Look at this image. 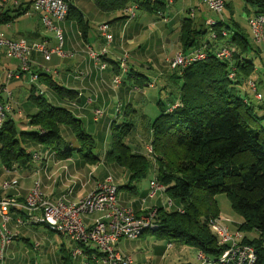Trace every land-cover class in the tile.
Returning <instances> with one entry per match:
<instances>
[{
  "label": "crops",
  "instance_id": "obj_1",
  "mask_svg": "<svg viewBox=\"0 0 264 264\" xmlns=\"http://www.w3.org/2000/svg\"><path fill=\"white\" fill-rule=\"evenodd\" d=\"M14 1L19 5H14ZM32 2L33 0H9L8 4L2 8L0 33L4 34L7 39L24 40L29 45L44 41L49 48L53 49L58 45V41L54 33L46 32L37 14L29 13ZM130 2L129 0H73L68 18L58 24L63 36L62 51L64 53L74 52L72 57H59L53 54L46 61L43 56L35 53L30 60V71L22 74L18 80L6 78L8 72L18 70L17 61L9 60L3 53H0V61L5 60L4 68L0 71V99L8 106L7 118L15 124L16 128L36 130L27 125L29 117L37 112L34 103L29 99L31 88L34 87L36 93L43 94L50 103L68 110L81 121L85 131L94 140H102L103 143L101 148L96 149L98 160L93 164H88L76 155L65 159L46 144L23 143L24 150L30 153L25 164L11 163L8 165L2 163L0 159V198L4 196V198H15L17 194L18 197L15 199L22 203L35 182H38L41 192L51 202L61 198L66 204L75 203L85 195L92 193L98 184L110 179L118 189V206L134 214H143L153 207L163 206V197L159 194L154 198L148 197L149 182L154 176L153 169L147 172L148 180L146 176L132 181L128 169L106 160L110 149L111 124L117 120L118 123L134 124V129H137L138 133L127 142L132 152L144 154L152 138L150 125L156 116L154 115L149 120L145 111L150 106H154L159 111L158 103L162 100L160 97L151 98L150 94L143 90H158L159 96L164 91L166 100L169 102L174 100L177 103L178 82L174 83L171 76H180L181 69L172 70L168 61L178 52L193 51L205 44L207 39H214V36L209 34L198 42L199 46L192 48L183 47L181 42L182 35L191 29L190 25L194 29L206 30L209 27L208 22L216 21V19L210 16L211 10L201 0H162L163 6L158 13H150L137 7L135 17L130 19L126 11V8H131L130 6L134 4ZM224 3L226 15H222L223 21L237 22L250 35L249 28L234 19L231 1L229 3L224 1ZM26 9L29 10V14H19V10L23 12ZM247 10L245 14L248 19L256 9L251 8L248 13ZM25 17L34 20H32L34 23L32 29L23 31V26L20 29L14 27L16 21ZM90 24L95 27V32L97 29V37L95 36L92 41L86 35ZM102 24L108 25L109 33L112 35V41L109 44L98 32V27ZM43 30L46 36L41 35ZM224 35L227 33L225 32ZM250 45L253 49H259L258 47L261 46L253 40L250 41ZM217 47L222 46L217 45ZM89 48L93 52L107 50L104 70H100L99 66L89 57ZM84 49L85 53L82 52ZM254 56L257 58V55ZM125 57L127 59L123 61ZM32 74H38L42 79L38 77L33 79ZM116 75L120 76L122 83L116 90H113L111 83ZM49 79L65 90L71 91L73 96L71 98L59 97L47 85ZM172 88L174 96L168 98V94H172ZM96 110H101L103 113L97 122L93 119ZM116 115L120 117L116 119ZM61 133L64 138L68 140L71 138L67 128L61 127ZM36 153L41 157L40 161L33 160L32 156ZM94 168L98 171L99 177H93ZM4 181L9 182L5 183L8 184L5 189L4 184L1 187ZM62 188L65 190L60 192ZM148 202L150 206L146 208ZM98 214L100 215L98 220H104L103 212H95L82 217L84 225L90 227L96 220L88 216ZM35 215L40 217L38 212ZM18 220L22 223H17ZM40 227L46 231H44L45 234L42 233L40 239H50L52 235H57L59 236L57 241L54 243L47 241L48 243L44 246L40 241H32L30 234L34 236ZM7 229L15 239L2 250L3 264H33L31 255L40 259L39 264H98L92 259L96 253L94 246L88 244L79 248L76 242L49 231L44 225L28 221L22 211L13 210L11 212ZM133 241L139 244V240ZM67 242L70 244L69 248ZM121 242L116 246L117 251L132 258L131 255L124 254L125 251H121ZM175 245L179 248L174 250L176 252L174 260L182 262L184 251L182 248L185 246L181 243ZM175 245L164 241V247L161 242L156 243L154 247H157L158 252L164 248L162 251L164 255L165 252L175 249ZM76 249H79L81 253L73 255ZM132 262L135 264L133 258Z\"/></svg>",
  "mask_w": 264,
  "mask_h": 264
},
{
  "label": "trees",
  "instance_id": "obj_2",
  "mask_svg": "<svg viewBox=\"0 0 264 264\" xmlns=\"http://www.w3.org/2000/svg\"><path fill=\"white\" fill-rule=\"evenodd\" d=\"M129 1L134 3L130 7H138L150 13H158L163 6L162 0ZM244 2L256 9L252 15H264V0ZM70 7L71 4L66 18ZM19 12L22 14L20 10ZM190 27L182 35L183 47L199 46L198 42L209 34L214 39H207L199 47L206 54L205 60L182 69L180 76H171L172 81L179 82L177 103L173 99L171 102L166 100L158 103L159 116L150 125L152 138L148 145L154 154L160 149L161 155L167 157L170 146L180 150L182 157L169 170L163 164V156L159 155L157 159L153 156L152 160L147 150L144 154L132 152L127 140L134 124L118 123L117 120L111 124L110 149L106 160L128 169L132 181L145 178L147 172L153 169V178L163 188V191L157 193L163 197V206L153 207L145 212L157 210L154 227L146 230L144 234L152 233L168 243H181L186 248L202 252L211 260H217L224 247L218 244L216 236L212 234L210 222L214 218L213 211L216 209V213L218 212L215 196L224 194L235 212L243 217L239 229H250L258 235L253 241L238 235L237 243L253 247L255 259L252 264H264L262 51L260 47H251L250 40L254 41L251 31L249 35L237 22L215 21V25L207 27L206 30L194 29L191 25ZM217 45L222 47L218 48ZM223 47L231 50L230 59L222 60L217 57V51ZM38 78L42 79L39 75ZM120 80L122 83L121 78ZM250 82L257 85L256 90L261 94V100L254 101L249 97L247 87ZM47 85L59 97L73 96L71 91L65 90L51 79ZM29 99L34 103L37 112L29 117L27 125L36 130L16 128L6 114L0 132L2 163L25 164L30 157V153L23 148V143L26 142L46 144L65 159L76 155L88 164L98 160L94 139L85 131L80 120L68 110L50 103L43 94L36 93L34 87L31 88ZM0 102L6 105L1 99ZM115 117L118 119L120 116ZM61 127L69 131V140L62 135ZM164 145L167 150L163 148ZM168 201L170 206L167 205ZM202 204L207 208L204 213ZM24 217L30 219L29 216ZM37 224L48 228L45 224ZM48 230L53 232L50 228Z\"/></svg>",
  "mask_w": 264,
  "mask_h": 264
},
{
  "label": "built area",
  "instance_id": "obj_3",
  "mask_svg": "<svg viewBox=\"0 0 264 264\" xmlns=\"http://www.w3.org/2000/svg\"><path fill=\"white\" fill-rule=\"evenodd\" d=\"M72 1L33 0L31 11L24 10L25 14L28 12L37 14L43 28L48 32L54 33L58 45L53 49L49 48L44 41L29 45L24 40L7 39L4 34L0 33V53L19 62L17 71L6 74L8 80H18L22 74L29 72L30 60L35 53L43 56V59L46 61L53 54L59 57H72V53L67 54L62 51L63 36L58 27L59 23L66 20L69 5ZM8 2L9 0H0V18L2 16V8ZM201 2L212 12L222 16L225 8L223 0H201ZM14 5L18 6L19 4L14 1ZM135 9V7H131L126 10L130 19L135 17ZM23 12L21 11V13ZM247 23L254 41L264 45V15H251L247 19ZM214 25L215 21L208 22L210 28ZM98 32L107 44L111 43L112 35L109 33L107 24L100 25ZM106 54V49H102L100 52L89 50V57L99 66L100 70L106 68L104 61ZM217 57L222 60L230 59L231 50L223 47L217 51ZM126 59L127 57L123 61H126ZM205 59L206 54L203 48H197L190 52H178L168 61V64L172 70H182L193 63ZM37 77V74H32L33 79H37ZM120 85V77L118 75L114 76L111 83L112 89L116 90ZM249 85L253 87L254 84L250 82ZM256 96L261 100V94L258 93ZM7 112L8 106L0 102V132ZM102 115L101 110H96L93 116L94 121H98ZM146 150L151 159L154 160L151 146H147ZM32 158L35 161L41 160L38 153L34 154ZM7 187L8 184L3 185L4 189ZM161 191H163V188L157 183L155 177L152 178L149 184L148 197L153 198ZM167 205H171L170 201L167 202ZM13 210L22 211L24 215L29 216L30 219L28 221L47 225L53 232L76 242L79 248L88 244L94 246L96 253L92 259L98 264H133L132 258L122 255L117 251L116 246L123 239L133 241L143 236L146 230L154 227V218L157 214L156 209L145 214H134L130 210L118 206L117 187L110 179L98 184L92 193L85 195L79 201L68 204L64 203L61 198L51 202L42 194L40 184L35 182L32 190L22 203L18 202L15 198L6 197L0 199V264H3L4 261L2 250L14 240V235L7 229V223ZM36 212L40 214V217L35 215ZM95 212H103L104 220H97L90 227H86L82 217ZM17 223H22V221L18 220ZM210 230L216 236L218 244L224 247V250L217 260H211L202 252H196L195 259L197 264H252L255 259L253 247L247 244L239 245L237 243L239 236L232 235L228 227L224 226L220 220H212L210 222ZM35 247L37 248L38 246L36 245ZM80 253V250L76 249L73 255Z\"/></svg>",
  "mask_w": 264,
  "mask_h": 264
},
{
  "label": "rangeland",
  "instance_id": "obj_4",
  "mask_svg": "<svg viewBox=\"0 0 264 264\" xmlns=\"http://www.w3.org/2000/svg\"><path fill=\"white\" fill-rule=\"evenodd\" d=\"M224 1L226 3H229L231 1L233 9H234V14H233L234 15V19L236 21H238L239 23H241L243 26H245V27L247 26L248 27L247 16L245 14V10L244 9H248L250 11L252 7H250L249 5L245 4L244 0H224ZM222 15H226V9H224ZM210 16L213 19H216V21L223 20L222 16H219V14H216V13L211 12V11H210ZM32 20L33 19H31L30 17L21 18L19 21H16L14 23L15 24L14 27L16 26V27H18L20 29L23 26L24 27L23 31H27L29 29H32V27L34 26V23H33L34 20L33 21ZM94 29H95V27H93L92 24H90L89 28L87 30V33H86V35L88 36L90 41H92L95 36L97 37V29H96V32L94 31ZM46 32H45V30H43L41 35L42 36H46ZM260 45H261L260 48H261L262 57H263L262 60L264 61V48H262L264 45L261 44V43H260ZM85 48L87 49L88 47L86 46ZM82 52L85 53L86 50L84 49ZM72 53L74 54V52H72ZM6 60H8V59L6 58ZM9 60H13V58H9ZM17 63L19 65L18 61H17ZM4 64H5V60L2 59L0 61V71L3 70ZM173 82L176 83V81H173ZM178 84H179V82H178ZM144 85H145V83L142 84V90L144 88ZM254 86H255V88H254ZM256 86L257 85H253V87H251L249 85L247 87V89H248L247 92L249 94V97L252 100L255 101V99H256V100L259 101V99L256 96V94H258V92L256 90L257 89ZM172 90H173V88H172ZM143 92H146V93L150 94L151 98L152 97H156V98L160 97L162 102H166V97L164 96L165 95L164 91H162L161 96H159L158 90H154V89H146L145 91L143 90ZM168 96H170V97L174 96V90L172 91V94H168ZM145 114H146V116H147V118L149 120L152 117H154V115H156L155 118L157 116H159V112L156 110V108L154 106L148 107L146 109V111H145ZM155 118H153V121H154ZM137 133H138L137 129H134L131 132V135L128 136V140H132V137L134 135H136ZM94 142L97 145V148H101L103 146L102 140H94ZM164 146L165 147H163V148H165L167 150V146L166 145H164ZM96 154H98L97 150H96ZM161 154H162V151L159 149L158 153H155V154L153 153L152 155L155 157V159H157V158H159V155L161 157L163 156ZM167 155H168L167 157L163 156L164 157L163 164L167 167V169L170 170L171 166L173 164L176 165V163L180 160V158L182 157V152L180 150H177V149L169 146ZM92 171L94 173V176H93L94 178L99 177V173L96 170V168H94ZM148 176H147L146 180H148ZM151 176L152 175L150 174V178H152ZM144 182H146V181H144ZM5 183H9V182H6V181L2 182L1 187ZM13 183H16V182H13ZM13 185H15V184H13ZM10 187H12V186H10ZM64 190L65 189L62 188L59 191L61 192V191H64ZM16 191H17V189H16ZM46 193L49 194L48 192H46ZM16 197H18L17 194H16ZM214 200H215V202L217 204V211L218 212L216 213V209L213 211V215L212 216H214V218H212V220L213 219L220 220L221 223L224 224V226L228 227V229H229V231H230V233L232 235L245 236L249 240H252V241L258 237V235H256L252 231H250V229H248L247 231L239 229V226L242 224L243 217L240 216L237 212H235V210L232 208L230 200L224 194H219V195L215 196ZM155 201L157 202V200H155ZM160 204H161V202H160ZM149 206H150V203L148 202L146 204V208L149 207ZM206 211H207V208L205 207V205L203 206V204H202V213H204ZM88 217L89 218H94V220L97 221L99 219L100 215L98 214L97 216L94 215V216H88ZM88 217H86V218H88ZM94 222L92 223V225L94 224ZM40 230H41V232H40ZM40 230H38V232H35L34 236L30 234V236H31L30 239L32 241H35V240L36 241H40L42 246H44L46 243H48L47 241H50V242L54 243L59 238V236H57V235H52V237L50 239H40L42 233L45 234L44 233V231H45L44 228L40 227ZM238 239H239V237L237 238V240ZM137 240H139V244L138 243H133L134 241H128L126 239L121 240L122 242L120 244L121 245V248H120L121 251H125V252H123L124 254L131 255L133 260H134V262H135V264H180L183 261H185V263L187 262V263H190V264H196L197 263L196 260H195V256H196L195 250H193L191 248L189 249V248H186V247H184L185 249L182 248V250H184L183 254H182L183 258H181L182 262H177L176 260H174L175 257H176L175 256L176 252L174 250L179 248L178 245H175L176 243H173L176 246L175 249H172L169 252L167 251L168 253L165 252L164 255H163L162 251H163L164 248H161L160 252H158L156 250L157 247H154V245L156 243H160L161 242V245L163 246L164 240H161V239L157 238L152 233H146V234H144L143 236H141ZM254 242L256 244V241H254ZM69 245H70L69 242H67L68 248H69ZM71 248H72V246H71ZM167 248H169V246H167ZM31 259H33V264H39V262H40V259L35 257L34 255H31Z\"/></svg>",
  "mask_w": 264,
  "mask_h": 264
},
{
  "label": "bare ground",
  "instance_id": "obj_5",
  "mask_svg": "<svg viewBox=\"0 0 264 264\" xmlns=\"http://www.w3.org/2000/svg\"><path fill=\"white\" fill-rule=\"evenodd\" d=\"M6 24V23H5Z\"/></svg>",
  "mask_w": 264,
  "mask_h": 264
}]
</instances>
